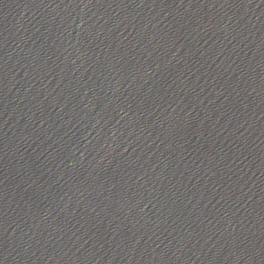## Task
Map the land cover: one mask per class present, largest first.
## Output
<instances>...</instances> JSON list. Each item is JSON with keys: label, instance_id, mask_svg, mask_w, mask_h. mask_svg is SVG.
Returning <instances> with one entry per match:
<instances>
[{"label": "water", "instance_id": "water-1", "mask_svg": "<svg viewBox=\"0 0 264 264\" xmlns=\"http://www.w3.org/2000/svg\"><path fill=\"white\" fill-rule=\"evenodd\" d=\"M263 238L264 0H0V264Z\"/></svg>", "mask_w": 264, "mask_h": 264}]
</instances>
